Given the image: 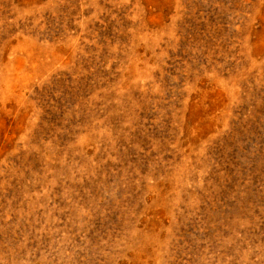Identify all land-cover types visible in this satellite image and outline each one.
Here are the masks:
<instances>
[{"label": "rangeland", "instance_id": "rangeland-1", "mask_svg": "<svg viewBox=\"0 0 264 264\" xmlns=\"http://www.w3.org/2000/svg\"><path fill=\"white\" fill-rule=\"evenodd\" d=\"M0 264H264V0H0Z\"/></svg>", "mask_w": 264, "mask_h": 264}]
</instances>
